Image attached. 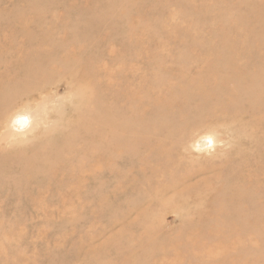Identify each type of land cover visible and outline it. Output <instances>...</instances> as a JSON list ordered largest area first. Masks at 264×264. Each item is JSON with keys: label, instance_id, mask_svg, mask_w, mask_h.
Instances as JSON below:
<instances>
[{"label": "rangeland", "instance_id": "obj_1", "mask_svg": "<svg viewBox=\"0 0 264 264\" xmlns=\"http://www.w3.org/2000/svg\"><path fill=\"white\" fill-rule=\"evenodd\" d=\"M0 93V264H264V0H0Z\"/></svg>", "mask_w": 264, "mask_h": 264}, {"label": "bare ground", "instance_id": "obj_2", "mask_svg": "<svg viewBox=\"0 0 264 264\" xmlns=\"http://www.w3.org/2000/svg\"><path fill=\"white\" fill-rule=\"evenodd\" d=\"M1 94V93H0ZM2 95V94H1ZM14 119H15V121H17L16 122V125H19L20 127H22L23 125H26V115H25V113H20V114H17V115H15L14 117H13ZM11 119L10 121V130L13 132V131H15L14 129H12V124H13V121H14V119ZM29 119V118H28ZM29 121H30V119H29ZM28 124H29V122H28ZM18 133V132H17ZM205 139H208V138H203L202 140H205ZM238 229V228H237Z\"/></svg>", "mask_w": 264, "mask_h": 264}]
</instances>
